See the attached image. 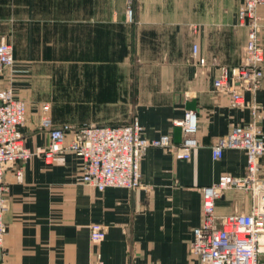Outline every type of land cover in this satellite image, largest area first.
Segmentation results:
<instances>
[{"label":"crops","instance_id":"1","mask_svg":"<svg viewBox=\"0 0 264 264\" xmlns=\"http://www.w3.org/2000/svg\"><path fill=\"white\" fill-rule=\"evenodd\" d=\"M243 4L244 0H0V21L8 29L14 26L11 21L20 27V47L14 48L20 65L2 77L1 87L11 85L16 98L28 104L23 132L29 150L49 144L48 132L40 128V110L51 97L35 77L41 69L65 62L74 69L76 83L84 77L91 86L90 99L116 101L88 120L96 124L83 127L122 126L137 119L145 138L169 135L178 146L183 135L173 121L194 111L201 144L189 161L161 148L148 149L140 162L144 187L135 190L100 192L86 186L82 161L73 153L51 163L42 156L18 162L5 175L10 209L0 261L199 264L190 244L203 219V188L224 174L246 173L244 151L226 150L220 160L212 155L219 138L254 120L251 108H234L228 96L215 91L221 69H233L244 60L249 30L240 25ZM259 13L264 18V6ZM260 41L264 48V22ZM194 45L204 65L193 60ZM244 96L264 114V83L255 95ZM57 115L53 108L55 126L70 122ZM260 124L264 138V120ZM250 207L249 195L227 191L216 203V214L248 213ZM92 224L106 228L103 241L92 242Z\"/></svg>","mask_w":264,"mask_h":264},{"label":"built area","instance_id":"2","mask_svg":"<svg viewBox=\"0 0 264 264\" xmlns=\"http://www.w3.org/2000/svg\"><path fill=\"white\" fill-rule=\"evenodd\" d=\"M264 0H244L239 12L240 25L248 28V40L244 48L243 63L233 69L223 67L215 80L216 93L230 98L234 108H251L254 120L247 126L233 128L228 135L219 138L212 148L214 160L222 159L226 150L246 153V173L243 176L224 174L211 186L203 188V219L193 231L190 253L199 264H264V138L261 107L248 103L244 93L253 95L264 83V48L260 33L264 18L259 8ZM127 15L133 19V9ZM193 60L200 65L198 46L192 50ZM14 48L0 42V250L4 249L7 235L5 216L10 209L9 185L6 172L18 162L42 156L48 163L55 158L73 153L82 161V182L100 192L109 188L135 190L144 187L140 162L150 148L171 151L178 160L189 161L195 149L200 147L198 115L186 111L181 119L173 121L182 130L180 145L172 143L169 135L158 139L143 136V127L135 119L122 126L57 127L49 115L50 106L42 105L40 128L48 132L49 144L31 151L26 147L25 133L28 106L17 99L11 85L1 87V79L14 65ZM18 181L23 179L19 170ZM227 191H237L251 197L248 213L218 216L216 203ZM91 239L99 243L105 239L106 228L101 224L90 227ZM0 264H15L5 259ZM58 264V263H49ZM92 264H104L97 260Z\"/></svg>","mask_w":264,"mask_h":264},{"label":"rangeland","instance_id":"3","mask_svg":"<svg viewBox=\"0 0 264 264\" xmlns=\"http://www.w3.org/2000/svg\"><path fill=\"white\" fill-rule=\"evenodd\" d=\"M11 23L14 24V26L12 29H8V27L4 25V21H0V31L4 32L2 34H5L0 37V42H7L11 44L16 50L20 47V36L18 34V31L20 32V27L16 25L18 21H11ZM5 30L7 33H5ZM17 54L20 55L21 53L17 52ZM19 59V57L18 59H15L13 67L7 71L9 75L13 74L16 65H20ZM37 69L39 68H35L34 71H37ZM81 70L83 71V69ZM7 73H5L4 76H6ZM39 73L40 77H35V79H40L39 81L45 83L44 93L46 96L49 95L51 97L49 101L43 104H48L50 106V117L52 118L53 108H55V111L58 114L57 116L69 118L70 122L67 123V125L73 128L78 129L87 124H96L95 121L88 122V120L91 118H96L95 115L100 113V108H108L109 106L111 107L116 102L110 99H90L89 92L91 90V86L85 84L84 77L81 78V81L77 80L76 83L75 81L77 77L74 75V69L69 68L67 62H65V64H61L58 67L54 66L43 68ZM92 95L100 96V94L95 93ZM74 119L83 120L84 123L81 125L72 124L71 121ZM110 124L106 123L107 126H111Z\"/></svg>","mask_w":264,"mask_h":264}]
</instances>
